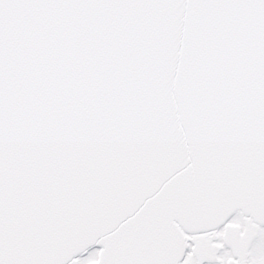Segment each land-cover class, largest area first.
<instances>
[{
	"label": "snow or ice",
	"instance_id": "6c2138e0",
	"mask_svg": "<svg viewBox=\"0 0 264 264\" xmlns=\"http://www.w3.org/2000/svg\"><path fill=\"white\" fill-rule=\"evenodd\" d=\"M0 264H264V0H0Z\"/></svg>",
	"mask_w": 264,
	"mask_h": 264
}]
</instances>
